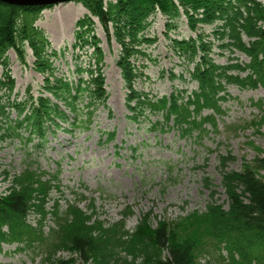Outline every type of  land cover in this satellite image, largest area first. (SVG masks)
<instances>
[{
  "label": "trees",
  "instance_id": "1",
  "mask_svg": "<svg viewBox=\"0 0 264 264\" xmlns=\"http://www.w3.org/2000/svg\"><path fill=\"white\" fill-rule=\"evenodd\" d=\"M77 1L83 3L88 13L75 22L70 49L76 59L73 69L76 79H72L58 75L55 64L66 56L68 48H54L47 32L36 23L42 10L50 6H18L0 0V68L3 69L0 142L23 138L26 131L28 139L36 136L37 145H42L48 134L58 129L68 132L89 129L96 110L100 106L108 107L105 53L96 33L95 18L107 38L121 46L117 66L127 89L129 118L134 122H140L149 113L162 118L152 123L155 128L172 124L183 135L194 131L202 135L207 123L217 127L214 115L223 112L222 104L229 97L227 86L264 88V0ZM158 12L167 17L169 28L176 26L182 14L193 32H197L199 25L215 24L212 39L201 32L170 37L174 55L186 65L182 73H171V78L195 82L197 88L191 92L176 86L170 94L158 96L136 86L144 75L136 61L152 60L144 45L157 41L146 31L151 26L150 18ZM214 48L227 50L232 56L240 52L248 62L232 57L228 63L221 64L214 57ZM10 49L23 65L27 64L28 49L32 51L34 69L44 75L43 93L34 96L29 88L25 97L18 98L8 58ZM82 56L87 58L86 62ZM205 110L211 113L203 116ZM13 111L16 118L12 117ZM102 134L108 142L116 137L115 130ZM231 159L230 155L221 156V165L225 167ZM262 171L264 155L240 171H224L225 203L211 201L204 213L195 212L175 221L159 219L156 225L150 211L141 217L133 231H128L124 220L107 226L77 202H68L63 209L60 199H55L49 206L51 193L61 188L60 179L49 173L26 170L15 175L8 191L0 194V246L16 243L19 250L35 255L47 250L49 254L45 253L43 264L55 256L56 249L69 251L94 264H199L202 249L209 242L217 248L225 247L229 264H264ZM32 214L37 218L31 220ZM49 217L54 225L46 229ZM51 261L68 264L62 259Z\"/></svg>",
  "mask_w": 264,
  "mask_h": 264
},
{
  "label": "rangeland",
  "instance_id": "2",
  "mask_svg": "<svg viewBox=\"0 0 264 264\" xmlns=\"http://www.w3.org/2000/svg\"><path fill=\"white\" fill-rule=\"evenodd\" d=\"M86 13L87 8L76 0L50 5L42 10L36 22L47 32L54 48H68L66 56L55 62L60 76L76 79L73 73L76 59L70 48L74 42L75 22ZM167 20L161 12L150 18L151 26L146 34L157 41L144 47L152 60L140 58L136 61L144 71L136 86L158 96L170 94L176 86L187 88L189 92L197 88V84L189 79L186 82L178 78L172 80L171 73H182L186 65L174 55L170 37H188L201 32L212 39L215 26L199 25L197 32H193L183 14L175 27L169 28ZM95 21L105 53L104 74L110 95L108 107L100 106L96 110L89 129L77 128L70 132L58 129L49 133L42 145H37L39 139L36 136L28 139L26 131H23V138L2 140L0 194L8 191L15 175L26 170L49 173L58 176L61 187L51 193L49 206L55 199H60L63 209L68 202H77L88 213H94L95 220H101L107 226L124 220L128 231H133L141 217L150 211H153L151 219L156 225L159 219L175 221L195 212L204 213L211 201L225 203L224 171H240L264 155V88L227 86L229 97L222 104L223 112L214 115L217 127L207 123L202 135L196 131L183 135L172 124L155 128L152 123L162 118L149 116V113L140 122H134L129 118L131 113L125 102L127 89L117 66L121 46L114 39L110 41L97 18ZM214 49V57L221 64L228 63L232 57L248 62L240 52L232 56L227 50ZM8 58L18 98L25 97L29 88L34 96L43 93L44 75L34 69L32 51L28 49L26 65L19 62L13 49L8 51ZM81 59L87 61L85 56ZM2 74L0 68V76ZM210 113L205 110L203 116ZM12 117H17L15 111ZM63 126L67 127V124ZM114 130L115 139L106 141L102 132ZM226 155L232 159L223 167L220 157ZM261 174L264 176V171ZM36 218L31 215V220ZM53 225V219L49 217L45 228ZM40 253L21 251L16 243L1 245L0 264H43L47 257L45 253L48 255L49 252ZM54 254L44 264H57L51 260L60 259L68 264H94L62 249H56ZM229 259L225 247L217 248L208 242L198 262L229 264Z\"/></svg>",
  "mask_w": 264,
  "mask_h": 264
},
{
  "label": "water",
  "instance_id": "3",
  "mask_svg": "<svg viewBox=\"0 0 264 264\" xmlns=\"http://www.w3.org/2000/svg\"><path fill=\"white\" fill-rule=\"evenodd\" d=\"M18 6H50L76 0H2Z\"/></svg>",
  "mask_w": 264,
  "mask_h": 264
}]
</instances>
